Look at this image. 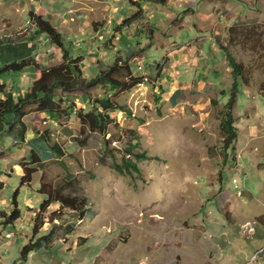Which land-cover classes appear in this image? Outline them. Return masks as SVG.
Segmentation results:
<instances>
[{"label":"rangeland","instance_id":"obj_1","mask_svg":"<svg viewBox=\"0 0 264 264\" xmlns=\"http://www.w3.org/2000/svg\"><path fill=\"white\" fill-rule=\"evenodd\" d=\"M143 4L142 18L118 31L137 11L127 0H0V36L33 33L29 13L34 9L50 19L75 56L84 55L86 75L123 59L121 79L127 80L126 60L134 77H145L112 96L126 110L112 112L115 121L106 134L83 126L76 110L59 119L53 112H37L33 104L22 108L24 139L17 136L18 126L12 132L5 126L0 134V260H16L29 241L46 197L39 193L41 183L46 192L63 186L66 193L87 196L90 211L81 218L52 203L39 213V220H47L39 235L55 224L57 228L50 247L37 250L31 264H241L248 255L264 259V0ZM197 32L206 37L204 55H210L213 38L221 49L217 58L225 61L222 73L230 69L222 90L233 81L225 48L247 69L249 83L241 86L233 107L235 149L225 148L220 128L228 95L193 87L175 100L171 81L160 76L165 56L177 47L171 42L181 45ZM38 42V61L60 62L61 52L47 35ZM32 78L10 74L0 83L22 93ZM58 93L76 109H90L96 96L115 91L98 86ZM134 132L138 139L132 138ZM40 134L46 140H32ZM130 141L140 142L137 150L152 158L138 162L140 173L121 175L112 165L122 162ZM32 150L56 156L33 164ZM22 164L38 169L30 185L20 183ZM17 189L22 218L6 224L4 213L13 208Z\"/></svg>","mask_w":264,"mask_h":264},{"label":"trees","instance_id":"obj_2","mask_svg":"<svg viewBox=\"0 0 264 264\" xmlns=\"http://www.w3.org/2000/svg\"><path fill=\"white\" fill-rule=\"evenodd\" d=\"M158 1L159 3H167L168 0H127L130 5L137 7V11L124 19L118 25V31L124 27L130 26L133 22L142 18L144 9L142 2ZM30 28H33V33L27 34L26 31L15 34H5L0 36V80L6 75L22 74L27 69L33 72V80L25 92L19 93L18 97L13 94L12 90L5 89L0 83V134L5 131V126L9 131L18 126L17 136L24 139L27 134V125L23 121L26 113L23 111V106L33 104L37 112L46 113L54 112L58 118L70 116L72 111L76 110L77 117L81 120L83 126H87L91 131H100L106 134L109 130L108 125L115 121L112 117V112H125L126 108L118 101L112 98L117 90H131L137 85L145 81H141L143 77H134L130 67V61L126 60L127 75L126 79L120 78L121 66L123 59L116 60L107 69H99L95 76L86 75L83 67L84 55L75 56L72 49L66 45V39L63 34L56 28L47 16L38 14L32 9L29 13ZM47 35L52 44L61 52L60 62L48 65L38 61V37ZM230 67L232 68V85L229 90H222V94L228 95V100L225 104L226 113L224 114L220 128L224 133V146L226 149L233 148L238 139V128L235 125V116L233 107L237 103L238 93L242 85L249 83L246 67L231 54L228 49H224ZM105 86L110 91H115L113 95L96 96L91 104L90 109H76L74 103L60 95L58 90L64 92H85L89 87ZM180 93L174 96L176 97ZM216 102V101H214ZM45 135H39L32 140H46ZM132 138L138 139L136 132ZM140 147V142L130 141L123 155L122 162L114 160L112 167L119 174L140 173L138 162L141 160L151 159L146 151L137 150ZM53 150L61 154L59 147L52 146ZM55 154L52 151H47L45 156L39 152L32 150L30 162L33 164L43 162L45 159L53 157ZM128 155L132 156L128 157ZM56 156V155H55ZM37 168L22 164L23 174L21 176V185H30L32 175L37 171ZM2 186V184H0ZM45 183L40 184V194L46 197L40 204L39 212L34 218L32 233L29 241L21 247L20 260L28 259L29 254L43 247L49 248L56 232L57 225H53L51 229L39 236L41 228L47 223L46 216L40 218L39 213L44 212L52 203H60L66 212H76L81 218H84L90 211V201L87 196L72 195L65 192V187L56 186L49 191H44ZM1 188V187H0ZM51 188V187H50ZM19 189H17L12 197V209L9 213H4L6 224L15 223L22 218V211L19 207ZM65 212V213H66ZM57 218V217H56ZM72 230V226L68 227V232Z\"/></svg>","mask_w":264,"mask_h":264},{"label":"crops","instance_id":"obj_3","mask_svg":"<svg viewBox=\"0 0 264 264\" xmlns=\"http://www.w3.org/2000/svg\"><path fill=\"white\" fill-rule=\"evenodd\" d=\"M106 5L108 6V4H106ZM142 7L145 8V4H143ZM113 10H115V9H113ZM168 18H169V15H168ZM162 22L165 23V21H162ZM133 23H135V22H133ZM179 29L180 28H177V30H179ZM123 31H125V30L123 29ZM195 37L196 38H192L191 40H189L185 43H182L181 45L177 41H174V42L170 41L172 43V45H174V47H176V46L177 47H176V50H174V52L172 54H168L165 56V58H164L165 64H163V67L161 68V75L160 76H162L163 80H164V78L165 79L167 78L166 79L167 81L168 80H169V82L171 81L170 84H172V86L174 88L173 97L177 93L182 94L183 91H187L188 89L191 90L193 87H196L198 92L205 91V89L207 88V89L211 90V92L215 93L218 90H222L224 88V86H225V85H223L224 75H226V77H227L230 73V69H228V68L225 69V71L228 72L227 74L222 73L221 67L225 66V61H222V60L219 61V59L217 58V55L221 54V51H220L221 49L218 47L217 42L213 38L210 39L211 52H210L209 56H205L204 50L202 48L204 45L203 40L206 37H202L201 35H199V32H197ZM42 63L47 64V59H46V62L42 61ZM85 70L86 69H84V71ZM85 73H86V71H85ZM22 76L30 78L31 76H33V72H28V73L24 72V73H22ZM91 76H95V75L91 74ZM12 79H14V78H12ZM15 80H16V78L14 79V81ZM32 80H33V78L31 79V82H32ZM12 91H13L14 95H18L20 93V92H15V90H13V89H12ZM245 92H246V90H245ZM238 103H239V101H238ZM238 103H237V105H238ZM243 106H244L243 108H245V104H243ZM47 113L49 114L52 112H46L45 114H47ZM29 207H30V205H29ZM43 234H45V233H43ZM25 235L28 237L29 234H25ZM23 241H25V240H23ZM259 251H261V248L259 250H256L255 252L257 253ZM38 252H42V251H38ZM36 253H37V251L31 252L29 254L28 259L25 261L20 260V258H19L20 255H19L18 258L16 260H13V261H2V260H0V264H31V258ZM262 253H264V250L261 251L260 254H262ZM4 254H6V253L3 252V255ZM247 257H246V260H243L240 263L241 264H256V263L257 264H261V263L264 264V259L260 260L257 258V259L251 260V259H247Z\"/></svg>","mask_w":264,"mask_h":264}]
</instances>
